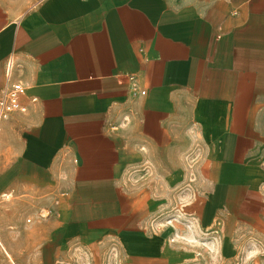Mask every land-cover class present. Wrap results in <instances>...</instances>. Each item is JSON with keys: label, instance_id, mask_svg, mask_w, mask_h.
<instances>
[{"label": "crops", "instance_id": "0c3cea01", "mask_svg": "<svg viewBox=\"0 0 264 264\" xmlns=\"http://www.w3.org/2000/svg\"><path fill=\"white\" fill-rule=\"evenodd\" d=\"M11 84L0 264H183L178 212L264 244V0H0Z\"/></svg>", "mask_w": 264, "mask_h": 264}, {"label": "rangeland", "instance_id": "374dc122", "mask_svg": "<svg viewBox=\"0 0 264 264\" xmlns=\"http://www.w3.org/2000/svg\"><path fill=\"white\" fill-rule=\"evenodd\" d=\"M186 215L183 212H178L173 215L170 220H175L173 223L184 221V227L178 229L173 228V237L178 241L185 251L191 253L189 256L193 260H187L183 264H264V244L257 243L252 239L249 243L242 244L241 257L235 260H221L219 252L221 251L220 239L223 237L222 229L216 230L207 234L204 229L197 227L196 222L185 221ZM71 264H116L115 260L104 261L95 258L93 253L85 255L80 250H73L71 256Z\"/></svg>", "mask_w": 264, "mask_h": 264}, {"label": "built area", "instance_id": "2783aa9c", "mask_svg": "<svg viewBox=\"0 0 264 264\" xmlns=\"http://www.w3.org/2000/svg\"><path fill=\"white\" fill-rule=\"evenodd\" d=\"M14 65L13 57L6 61V75L9 77ZM21 89L14 84L0 91V131L3 128L4 121L9 115L16 111H25L26 106L20 99Z\"/></svg>", "mask_w": 264, "mask_h": 264}]
</instances>
